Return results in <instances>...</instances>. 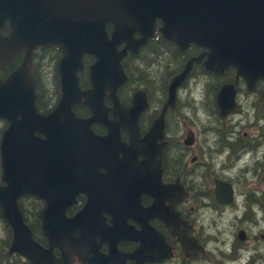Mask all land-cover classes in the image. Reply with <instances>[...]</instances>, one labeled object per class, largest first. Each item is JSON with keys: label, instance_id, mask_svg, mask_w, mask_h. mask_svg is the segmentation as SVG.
Listing matches in <instances>:
<instances>
[{"label": "water", "instance_id": "95a60500", "mask_svg": "<svg viewBox=\"0 0 264 264\" xmlns=\"http://www.w3.org/2000/svg\"><path fill=\"white\" fill-rule=\"evenodd\" d=\"M7 20V34H0V67H13L0 78V118L7 121L0 137V177L4 182L0 184V212L11 228L8 252L20 254L29 264H69L76 259L80 264H126V259L143 264L169 256L162 236L147 223L152 216L139 218L133 204L128 205L127 215L112 213L110 225L100 214L95 220L88 219L92 209L89 196L73 217L67 218L64 209L73 203L77 192L88 194L87 181L93 171L97 184L113 177L116 170L101 173L95 167H105L99 161L106 153L105 145L108 140L120 142L121 128L129 136L128 144L121 143L126 153H132L140 141L137 120L147 105L145 93L135 91L125 106L116 90L127 79L121 66L126 53L138 54L153 36L156 22L160 23V34L179 50L190 43L205 49L187 59L168 83L167 100L151 128L159 135L165 109L174 106L177 86L202 55L206 56L202 64L207 70L221 73L233 67L247 88L264 78V0H0V29ZM50 45L61 50L57 63L61 94L57 105L42 114L35 105L31 64L33 50ZM84 54L94 60L88 66L90 87L82 89L77 73L83 69ZM232 96L230 86L219 89L216 102L220 114L233 106ZM105 97L111 106L104 105ZM80 103L87 106L90 116L75 115L72 107ZM94 123L107 127L106 134L93 133ZM90 166L92 172L87 168ZM167 187L175 190V186ZM26 193L47 199L39 218L48 247L33 238L18 209L16 199ZM150 194L154 202L143 211L153 210L154 216L172 226L186 255L201 251L197 240L179 228L184 221L171 205L164 209L159 189ZM216 197L223 201L225 194ZM127 218H134L141 229L136 230ZM237 238L243 240V230H238ZM122 240L139 244L122 252L117 247ZM102 243L108 246L106 253L99 250ZM54 247L59 249L57 257Z\"/></svg>", "mask_w": 264, "mask_h": 264}, {"label": "flooded vegetation", "instance_id": "af4514ba", "mask_svg": "<svg viewBox=\"0 0 264 264\" xmlns=\"http://www.w3.org/2000/svg\"><path fill=\"white\" fill-rule=\"evenodd\" d=\"M9 27L8 20L4 22V26L0 29V34L5 35L7 34ZM152 39V38H150ZM150 39L148 40V43L144 46H147L150 42ZM123 44L119 45L118 48H121ZM142 46V47H144ZM142 47L139 48L138 52L142 49ZM176 47V51L178 52H185L186 49H191V52H186L185 56L186 58L181 62L182 66L179 68L177 73L182 70V68L185 65V61L189 59L190 57H196V55L202 53L205 51L204 48L197 47L195 45H189L185 48V50H179ZM57 53V59H56V67L55 69L58 72L57 63L61 56V50L57 46H46V47H37L33 50V59H32V67L31 70L33 72V66L36 65L38 56H45L44 53L52 52ZM137 52V53H138ZM138 54H129L126 53V56L122 59V66L125 72V60L128 56L130 58H137ZM87 55H84V58ZM203 58H205L204 55H202ZM91 57V56H90ZM16 63L19 62L20 56L16 57ZM83 58V60H84ZM93 57L91 62L93 61ZM197 63H192V67L187 73L186 80H183L176 89L175 94V102L174 106L167 107L165 109L164 115H163V127L161 129L160 134L158 135L155 131L151 132V128L153 125V120L158 117L161 113V109L167 100V88L166 93L163 96L162 102L159 104L158 110H154L150 108V100H148V92L145 89H141L145 93V100L147 102L146 108L141 111L137 124H138V136L139 140L135 146H133L132 153H126L124 151V148H122L121 143L128 144L129 143V136L128 133L124 129H120L119 131V137L120 142H116L115 140H108V143L105 145L106 153L102 156V158L99 160L101 163L105 164V167L101 165H97L95 169H98L101 173L107 172V170L115 171L114 173H111V176H113L110 180L105 179L104 182L101 184H97L96 180L98 178L97 173H95L93 167H87L88 169L93 171L95 173L90 175L88 177L87 185L89 186L87 191L88 194L82 191L77 192L74 194V201L72 204L67 206L64 210V214L67 218L73 217L77 212L81 210V208L85 205V203L88 201V198L90 197L92 200V209L89 214V218L92 220H95V218L100 214L103 217V220L107 225L111 224V214L115 212H119L121 214H129V208L128 205H134L137 207L138 210V216L139 218L143 219L146 215L152 216L147 219V223L150 226L151 229H154L155 232L158 235H161L163 238V241L167 245L170 255L162 258L158 262H151L147 261L143 264H177L176 262H182L184 264H195V262L200 261L203 257H205L206 249H205V242L204 239L201 236V233L199 231V226L196 223L194 219L191 218L192 212L194 209H197V205L194 204V202H189L191 200V197L193 194L200 195L198 196L200 199L205 200L206 197L211 199L212 201V207L214 208H222L226 210V207H230V205H235L236 197L239 194V201L243 203H253L252 197H249L247 195L250 193V191L245 193L247 195L244 197L242 194L239 193V188L237 184V177L240 176L243 177V181L247 179H253V177L258 176L259 173H255L254 171H251L252 166L250 163L251 156H253V150H257V155H259L260 159L264 158V134H261V132H257L256 135H253L252 132L248 133L247 127H242L239 130V135L237 134L238 130H234V132H230L228 135H231L235 137L234 140L228 139L224 140L222 137H220L216 133L214 134L215 129H208L207 133L212 134L211 140H208V138H202L199 135V132L190 124L189 119L186 118V115L180 114L177 116L179 117V121L182 122V130H181V141L175 146L177 149L175 152V156L168 155L167 150L170 147L169 146V134H167V123L166 118L168 113H170L174 108H176L178 103V97H177V91L186 88V81L188 79L193 78L194 75H202L201 78L204 79L201 83H199L198 86V93L195 94L194 98L196 99V104L200 101L201 95L203 93L206 95H210V98H206L203 100L204 105H208L206 107V111L204 112V115L208 116L211 115L207 110H209V106L211 107V110L215 114V120H224L227 122V125L229 127L231 126H238L239 122L241 121V118L238 119V121H235L234 118L237 117V114L240 112V109L242 105H240L239 101V84L243 85V87L246 89V92H250L249 94H254V100L259 103V106L261 107V110L264 109V79L260 78L254 81L253 86L251 88H247L246 83L244 79L239 76L235 75L234 68H228L225 69L221 73H213L203 66L202 61ZM85 63L83 61V70L79 73L78 79L79 84H81V88H89V79H87L88 74V66L91 64ZM40 63V61H39ZM13 67V66H12ZM11 67V68H12ZM10 66L6 69H2L0 67V78L3 79L10 71ZM198 70V73H197ZM176 74V73H175ZM82 77L80 78V76ZM127 77V74H126ZM216 79L215 83L209 84L206 83L205 79L209 78ZM128 77L125 81V83L118 86L117 90V96L121 103L125 106H128L131 101L132 94L139 90L135 89L132 90L129 94V98L126 101H123L120 99L119 92L120 88L123 87L124 84H127ZM36 84V82H35ZM213 85V86H212ZM228 85L233 90V96H232V102L233 106L227 108L228 110L224 114H220L218 103L216 102V96L219 92V89L224 86ZM167 86V84H166ZM181 88V89H180ZM104 104L106 106H111L110 100L107 98H104ZM252 105V103H250ZM253 106V105H252ZM201 110L203 109V104L201 106H198ZM50 110L44 112L38 109L42 114H46ZM186 109H191L190 106H187ZM232 109V110H229ZM72 110L74 111L75 115L80 117H88L90 116V111L84 104H75L72 107ZM109 113V117L112 118V113ZM208 113V114H207ZM193 115H195L193 113ZM214 116V115H212ZM264 117H261L262 120ZM188 119V122H187ZM4 119L0 118V122H2V125H0V135L3 132V129L7 127V121H3ZM201 124L203 121L198 120ZM208 125V124H207ZM91 130L93 133H95L98 136H103L106 134L107 127L104 125L94 123L91 125ZM204 133V132H203ZM202 133V134H203ZM201 134V135H202ZM39 135V133H37ZM42 136V135H40ZM204 159V160H202ZM207 161V163L205 162ZM210 161V162H208ZM213 163H214V170H213ZM245 163H247L245 165ZM236 168L234 167V165ZM239 167V168H238ZM1 170V169H0ZM224 172V173H223ZM250 174V175H249ZM234 177H236L234 179ZM86 178V177H85ZM264 178V177H263ZM248 181V180H247ZM258 182V180H257ZM0 184H3V182L0 181ZM259 187L256 186L257 190H264V186L261 183H258ZM169 185L175 186V190L172 188L168 190ZM222 185V186H220ZM166 187V188H165ZM155 188H158L161 194V199H165L162 201V205L164 206V209L166 210L168 205H171L172 209L178 213V216L181 218L182 221H184V225L179 226V228H184L185 233L188 236V238H194L197 240L198 245L201 246L198 253H196L194 256H188L185 254L182 244L179 240H177L176 236L172 233V226H166L162 219L160 217H156L153 215L154 211H143L144 207H151V205L154 202V196L150 194L152 190ZM182 193H181V192ZM225 194V197L223 198V201L218 200L216 197L217 194ZM26 195H32L26 193L23 196ZM167 195L169 196L167 199ZM89 196V197H88ZM36 197L39 202L40 206L38 209V212L33 216L34 222H26L25 215L23 213V208L21 207L20 200L17 198V206L19 211L22 213V218L24 223H26L32 234V227L30 226L33 223L37 226L39 234L41 235V244L44 247H48V241L47 238L42 234L41 232V222L39 218V212L42 210L46 204L47 199H45L42 196H34ZM177 200L175 201V199ZM242 198V199H241ZM259 202L264 198V193L259 194ZM172 203L170 204V201ZM242 200V201H241ZM200 208L205 207V204L199 203ZM261 204V203H260ZM262 206V205H261ZM235 207L238 205L236 203ZM242 207V205H241ZM263 207V206H262ZM200 210V209H199ZM205 210V209H203ZM236 210V211H237ZM1 211V207H0ZM235 211V212H236ZM99 212V213H98ZM239 216L241 217L242 214L240 213ZM0 217L1 212H0ZM3 220V218H2ZM4 221V220H3ZM127 222L132 225L136 230L141 229V224L137 222L134 218H127ZM198 222V220H197ZM4 223L7 224L5 221ZM235 230L238 232V230L244 231V238H247V235L245 233L244 228H235ZM237 232L234 235V242L237 243L240 241L237 238ZM150 234V236H152ZM260 238L263 237V234H260ZM12 238V235H11ZM157 238V237H156ZM237 239V240H235ZM11 242V239L7 245V255L15 256L16 253H9L8 252V246ZM139 244L138 241H130V240H122L118 242V249L122 252H130L134 250V248ZM99 250L103 253H106L108 250V246L106 243H102L99 247ZM53 255L57 257L59 255V249L57 247H54L52 249ZM25 260V261H24ZM23 264H29V262L24 258ZM126 264H133V261L130 259L125 260ZM69 264H80L77 259ZM111 264H114L111 262Z\"/></svg>", "mask_w": 264, "mask_h": 264}, {"label": "rangeland", "instance_id": "374dc122", "mask_svg": "<svg viewBox=\"0 0 264 264\" xmlns=\"http://www.w3.org/2000/svg\"><path fill=\"white\" fill-rule=\"evenodd\" d=\"M134 36H138V33L134 34ZM189 45L192 46L193 44L190 43ZM152 50L142 49L138 52V55L136 56L137 58L131 59L130 56L126 58L125 66H127V70L129 71V75H131L132 79L127 83L126 86H123V90L120 88L122 90L120 92V99L127 102L129 94L132 90L143 88L148 92V100H150L151 103V110H158L159 104L162 102L163 96L166 93L165 90L166 88L168 89L166 84L168 85L175 73H177L174 70L176 67H178V61H183L186 58L185 53L191 52L192 50L186 49L185 52H181V55L179 56L174 51L171 52L170 50H167L163 46L159 45H154ZM38 61H40L41 64H39V62L36 63L34 72L35 75L39 77L41 93L43 94L41 104L45 105L42 106L41 111L46 112L57 105L56 103L61 94L59 90H56L55 87L54 64L56 59L48 55L44 56V58L39 56ZM141 70L143 73L145 72L149 76L148 78L150 82H153L151 85L148 83L136 82L137 76ZM169 71H173V74L168 73ZM212 72L218 74V72ZM201 76L202 75L198 74L194 75L193 78L186 81V88H180L181 90L177 91V106L170 113H168L166 118L167 134H169L170 146L167 150L168 155L170 154L173 156L175 154L177 150L175 146H177V144L181 141L182 122L179 121L180 116H177L180 114L186 115V118H191H188L189 122L199 132L198 138L200 136L204 139L208 138V140H211L212 134H209L207 133L208 131H206L210 129V127L211 129H215L214 134L220 133L218 135L224 140H234V135L231 136L228 134L230 132H234V130H238L237 134L239 135V130L242 127H247L249 131L248 133L252 132L253 135H256L257 132L264 134V118L262 120L260 119L261 117H264V109L261 110L259 103L254 100V94L251 95L249 94L250 92H246V89L241 84H239V101L242 107L240 112L237 114V117L234 118L235 121H238V119L241 118L238 126L229 127L226 122L227 120H215V114L211 110L210 106L207 112H209L211 115H204L208 105L205 106L203 100L208 97L210 98V95H205L203 93V95H201L200 101L197 104V101L194 98L195 94L198 93L197 85L204 81ZM187 77L188 76L186 74V77L183 80H186ZM205 80V82L209 84H212L213 82L215 83L216 81V79L213 77ZM250 103H252L253 106ZM202 104L204 106V111L198 107ZM187 106H190L191 109H186ZM193 113L195 115H193ZM198 120L203 122L200 124ZM0 125H2V122H0ZM257 150L258 149L253 150V156H251L250 163L253 162L251 164V171H254L256 174L259 173V175L253 177V179H247L248 181H243L244 178H241V175L236 176L237 184L239 183V193L244 197L247 195L252 197V199H250L253 202L252 204L249 202L244 203L243 205V203L239 201L238 194L235 202V205L237 203L239 207L238 210L235 205H230V207H226L225 210L222 208L212 207V201L210 198L208 199L206 197L205 200H202L198 197L200 195L196 194H193L191 197L189 202L192 201L197 205V209H194L191 218L194 219L198 224L199 231L206 244L205 257H203L200 261L195 262V264H264V198L260 202L258 198L260 193H264V190H257L256 188V186L259 187L258 183H261L264 186V158L260 159L259 155L256 154ZM205 162L207 163V161ZM246 164L247 163H245V165ZM236 166L238 165H234L235 168ZM236 177H234V179ZM248 190L250 193L245 195ZM23 195L19 196L18 198L20 200L21 207L23 208L22 211L25 215L26 222H34L33 216L38 212L40 202L36 197H34L35 195ZM200 202L205 204V207L200 208ZM240 213L242 214L241 217L239 216ZM3 220L0 217V243L5 246V250L7 252L8 244H6L7 242L5 241L7 239V233H10L11 229L9 224L4 223V218ZM33 226L35 227L36 225L33 223ZM237 227L245 229L247 238L243 239L242 241L235 239L238 241L235 243L234 235L237 232L235 230ZM38 232V229H35V232L34 230L32 231L33 238L37 242H39L38 239L40 238V234H38ZM260 234H263L262 238L259 237ZM8 256L9 258L5 261H2L1 264H23L24 258L20 254L17 253L15 256ZM176 263L184 264L182 262Z\"/></svg>", "mask_w": 264, "mask_h": 264}, {"label": "trees", "instance_id": "16d2710c", "mask_svg": "<svg viewBox=\"0 0 264 264\" xmlns=\"http://www.w3.org/2000/svg\"><path fill=\"white\" fill-rule=\"evenodd\" d=\"M157 25H159V24H157ZM110 27H111V25H107V29H108V31H109V29H110ZM154 45H159V46H163L165 49H167V50H170L171 52H175L178 56L179 55H181V52H178V51H176V45L174 44V43H172V42H170V41H168V40H165L161 35H160V33H158V32H156V34H155V36L152 38V39H150V42H149V44L147 45V46H144V47H142V49H150V50H152L153 49V47H154ZM141 49V50H142ZM155 50V49H154ZM154 50H152V51H154ZM56 51V53H52V52H47V53H44V55L45 56H48V55H50V56H52L53 58H55V59H57V56H58V54L59 53H57V50H55ZM43 58H44V56H42ZM37 58H39V56L37 57ZM91 60H92V56L90 57V56H86L85 58H84V62L87 64V63H89V62H91ZM39 61L37 60V63H38ZM179 62V64H178V67H176V69L174 70L175 72L182 66V60H179L178 61ZM39 64H41V62L39 63ZM56 65V61H55V64H54V69H55V66ZM35 66L36 65H34L33 66V72H32V74H33V76H34V78H35V81H36V84H35V93L37 94V98H36V100H35V105H37V108L38 109H40V110H42V106H45V105H43V104H41V101H42V97H43V94L41 93V87H40V83H39V77L38 76H36L35 75V72H34V70H35ZM124 67H125V72H126V74H127V77H128V81L127 82H130V80L132 79V77H131V75H129V71L127 70L128 68H127V66H125L124 65ZM11 68V67H10ZM173 71H169L168 73H170V74H173L172 73ZM156 76V75H155ZM82 77V75L80 76V78ZM149 76L144 72L143 73V71L141 70L140 72H139V74H138V76H137V80H136V82H143V83H148L149 85H151L153 82H150V80H149V78H148ZM54 80H55V87H56V90L58 91L59 90V80H58V72H57V70L55 69V75H54ZM135 82V81H134ZM127 84H124L123 86H126ZM122 88V90H123V87H121ZM121 89H120V92L122 91ZM166 91V90H165ZM119 92V96L121 95V93ZM31 227H32V231L34 230V232H35V229L37 230L38 228H37V226H33L32 224L30 225ZM35 228V229H34ZM38 234H39V232H38ZM7 239H6V241L5 242H7L6 244H8L9 243V241H10V239H11V232L10 233H7V237H6ZM38 241L40 242L41 241V235H40V238L38 239ZM1 242V241H0ZM0 264L2 263V261H5L6 259H8L9 258V256L6 254V250H5V246H3V244L2 243H0ZM24 263V262H23Z\"/></svg>", "mask_w": 264, "mask_h": 264}, {"label": "bare ground", "instance_id": "6f19581e", "mask_svg": "<svg viewBox=\"0 0 264 264\" xmlns=\"http://www.w3.org/2000/svg\"><path fill=\"white\" fill-rule=\"evenodd\" d=\"M188 46H189V45H188ZM188 46H186V47H188ZM186 47H185V48H186ZM183 50H185V49H183ZM32 58H33V57H32Z\"/></svg>", "mask_w": 264, "mask_h": 264}]
</instances>
